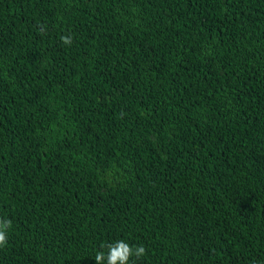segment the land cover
<instances>
[{
	"label": "trees",
	"instance_id": "1",
	"mask_svg": "<svg viewBox=\"0 0 264 264\" xmlns=\"http://www.w3.org/2000/svg\"><path fill=\"white\" fill-rule=\"evenodd\" d=\"M0 218V264H264V0H0Z\"/></svg>",
	"mask_w": 264,
	"mask_h": 264
},
{
	"label": "clouds",
	"instance_id": "2",
	"mask_svg": "<svg viewBox=\"0 0 264 264\" xmlns=\"http://www.w3.org/2000/svg\"><path fill=\"white\" fill-rule=\"evenodd\" d=\"M61 41L64 45L72 44V36L63 35ZM12 228V221L0 218V249L7 246L9 231ZM147 254L144 245H130L123 239L115 240L100 245V248L93 256L95 264H130V261L142 259Z\"/></svg>",
	"mask_w": 264,
	"mask_h": 264
}]
</instances>
